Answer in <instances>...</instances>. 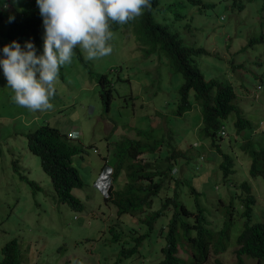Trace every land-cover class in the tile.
Masks as SVG:
<instances>
[{
	"label": "rangeland",
	"instance_id": "374dc122",
	"mask_svg": "<svg viewBox=\"0 0 264 264\" xmlns=\"http://www.w3.org/2000/svg\"><path fill=\"white\" fill-rule=\"evenodd\" d=\"M16 2L25 3L26 0H8L7 9L12 10ZM203 2L214 5L203 8L202 13L199 6H188L187 11L191 12L187 17L171 27L178 31L186 45L207 50V54L196 58L200 70L205 76L230 82L235 88L243 115L252 123L254 133L264 131V89L258 88L262 84L261 79L264 80V43L230 59L231 54L253 32L259 30L260 18L264 21V9L259 12L262 0L252 1L237 16L231 12L227 1ZM159 6L163 7L164 4ZM196 20L202 23V27L194 33L189 26H194ZM110 30L113 32V39L109 41L112 46L110 55L87 60L88 64L83 65L74 53L71 63L60 68L55 83L56 93L50 100L54 105L51 110L31 111L15 104L11 99L14 93L7 87L0 67V261L5 244L16 239L21 264H116L118 261V264H157L161 260L159 249L163 246L158 225L164 220V215L155 221L154 230L142 242L139 252L122 259L121 249L132 247L131 239L144 233L146 227L137 216H117L116 206L106 201L93 184L104 162L103 157L111 161L114 144L123 138H137L135 128L148 124L161 127L156 131V136L166 140L169 145L179 146L183 143L189 146L191 159L178 160L171 173H175L176 179H185L189 185L204 192L201 200L212 226L216 220L214 225L218 229L222 219H225L230 185L238 184V188H235L240 192L239 185L243 181L249 182L255 196L252 222L264 220V180L261 176L252 177L249 174L251 158L240 150L241 141L234 144L236 113L231 112L224 121L226 136L220 142L223 151L231 154L234 160V172L224 179L216 164L220 157L200 131L199 106L193 104L192 109L181 117L171 113L174 107L169 100L170 91L180 84L181 76L173 73L163 59L159 63L156 54L146 55V46H140L135 34H126L127 30L111 27ZM0 40L5 45L11 44L3 38ZM23 42L28 41L24 39ZM226 44L236 46L228 47ZM42 47L43 38L35 45L37 55H41V51L43 53ZM77 48L85 58L86 53L80 46ZM242 62L245 67H233ZM100 74L107 75L115 92L109 110H105L100 98L101 86L97 81ZM258 97L263 102H254L252 107L251 102ZM191 99L195 102L192 96ZM45 123L62 132H74L76 138L71 143L82 146L83 152L71 158L72 166L83 180V187L72 189V194L83 203L82 210H73L66 203L58 201L50 177L41 168L40 159L27 148L25 133ZM257 136L262 139L254 142L264 144V133H257ZM195 144L205 147L204 160L199 161L193 155L195 150L191 146ZM212 154L215 160H211ZM139 158L151 164L161 163L155 155H142ZM197 164H201L199 169H195ZM125 180L124 174H120L113 183V189L121 187ZM173 187L172 180H168L167 187L153 198L151 208L146 212L157 210L161 200L172 195ZM184 189L187 194L182 199L189 207L193 206V194L189 193L186 185H180V190ZM216 196H221L224 202L220 204ZM231 199L234 201L235 223L228 250L217 257L223 264L235 262V241L244 222L240 216L239 198L230 194ZM113 228L114 234L119 236L118 241H114L110 233ZM178 255L187 256L181 250ZM244 261L246 264H257L247 257H244ZM206 264H213V257Z\"/></svg>",
	"mask_w": 264,
	"mask_h": 264
},
{
	"label": "trees",
	"instance_id": "16d2710c",
	"mask_svg": "<svg viewBox=\"0 0 264 264\" xmlns=\"http://www.w3.org/2000/svg\"><path fill=\"white\" fill-rule=\"evenodd\" d=\"M222 1H227L231 12H235V16H237L254 0ZM7 2L8 0H0V22L2 24L0 38L9 43L16 41L22 48L25 45L24 39L35 46L44 34L43 19L36 0H26L25 3L18 2V4L16 2L12 10L7 9ZM150 2L151 10L145 9L143 14L134 21L124 25L110 22V27L116 30H127L126 34H135L140 46H146L144 50L146 55L156 54L159 63L163 59V62L174 71L173 73L181 76L180 84L170 91L169 100L174 107L171 113L181 117L192 109L193 104L199 106L200 131L203 137L209 139L210 146L220 157V161L216 164L224 179L234 172V160L232 155L225 153L220 146L224 137H220L218 131L220 126H224L228 115L235 112L236 119L233 124L236 139L234 144L241 141L242 143H239L240 150L251 158L249 174L252 177L261 176L264 180V144L254 142L262 139H258L260 136H257V133L260 135L264 131L254 133L252 123L243 115L242 108L237 102L235 88L230 82L205 76L200 70L196 58L201 54H207V50L202 47L186 45L178 31L171 27L184 20L183 17H187L191 12L187 11L188 6L197 5L201 8L200 13H202L203 8H211L214 4L204 3L203 0H150ZM160 4H164V6L160 7ZM263 9L264 0H262L259 12ZM10 17L13 18L11 21ZM5 18L6 23L4 22ZM193 24L194 26L190 25L189 28L196 33L201 29L202 23L196 20ZM259 27L258 31L253 32L247 41L231 54L230 59L257 44L264 43L262 30L264 21L262 18H260ZM228 41L229 38H227ZM2 42L0 40V58H3L2 49L5 46ZM226 46L234 47L236 45L226 44ZM73 53L81 64H88L79 48H74ZM238 65L241 68L245 67L243 62L233 65V67L236 68ZM97 81L101 86V101L105 110H109L115 92L111 88L106 74H100ZM261 83L258 87L264 89L263 79H261ZM191 96L195 102L192 101ZM254 102L263 101L258 97L250 105ZM152 126L148 124L142 126L143 128L132 129L137 138H123L117 141L114 144L112 159L107 162L113 168V182L120 174H124L126 180L121 187L111 190L110 198L105 200L111 201L116 206L117 216L122 214L137 216L139 222L146 227L144 233L131 239L132 247L121 249V258L128 259L136 255L142 242L154 230L155 221L164 215V220L158 225V234L163 240V246L159 249L161 260L157 264H206L211 257H213V264H223L217 257L228 250L231 242V229L235 218L232 204L234 201L230 200V194H234L240 200L238 202L242 207L240 216L244 218V222L235 241L237 246L234 252L235 262L227 264H246L244 257L255 260L257 264H264V220L252 222V205L255 203V196L249 182L240 183V192L236 189L238 184L230 185L229 205L225 217H223L225 219H222L220 226L216 229L214 225L216 220L212 226L201 200L204 192L189 185L185 179H176L175 173H171L178 160L191 159L189 146L186 147L183 143L179 146L169 145L166 140L163 141L160 136H156V131L161 127ZM25 138L28 150L40 159L42 170L50 177L58 201L66 203L73 210H82L83 203L72 194L73 188L83 187V180L71 163L72 156L83 152L82 146L71 143L76 135L72 139L68 138L67 132H62L57 127L45 123L26 132ZM229 145L232 146L231 143ZM191 148L195 150L193 155L198 157V160L206 158L203 153L205 147L195 144ZM142 155H155L157 160H161V163L157 164L156 162L155 165L151 162H143L139 158ZM215 158V155L212 154L211 160H215ZM103 160L101 168L106 163L105 157ZM200 167L201 164H197L195 169ZM170 179L174 183L172 195L165 196L157 210L147 213L146 211L151 208L153 198L161 189L167 187V182ZM29 183L35 184L34 181H29ZM182 184L186 185L189 188V193L193 194L194 207H189L182 199V196L187 194L185 189L180 190ZM216 200L220 204L224 202L221 196H216ZM110 233L113 234L114 241L119 240V236L114 234V228ZM179 250L186 253L187 256L185 258L179 256ZM2 255L0 264H21L19 244L16 239L5 244ZM118 263L119 261L116 264Z\"/></svg>",
	"mask_w": 264,
	"mask_h": 264
},
{
	"label": "clouds",
	"instance_id": "9594fccd",
	"mask_svg": "<svg viewBox=\"0 0 264 264\" xmlns=\"http://www.w3.org/2000/svg\"><path fill=\"white\" fill-rule=\"evenodd\" d=\"M36 4L43 19V53L37 55L31 42L22 48L13 41L3 47L0 58L7 87L14 93L12 101L31 111L54 107L50 100L56 93L60 68L71 63L74 48L80 46L86 60L108 56L112 52L109 41L113 39L110 22L124 25L140 17L145 9L151 10L150 0H36ZM220 130L224 135H220ZM218 133L220 137L226 136L224 126H220ZM74 135L67 132L68 138ZM105 162L99 172L106 166L112 168L107 159ZM110 178L107 196L96 188L104 199L110 198L113 190V168Z\"/></svg>",
	"mask_w": 264,
	"mask_h": 264
},
{
	"label": "built area",
	"instance_id": "2783aa9c",
	"mask_svg": "<svg viewBox=\"0 0 264 264\" xmlns=\"http://www.w3.org/2000/svg\"><path fill=\"white\" fill-rule=\"evenodd\" d=\"M220 135H224V131L220 130ZM70 137H72L71 133H69ZM112 173V168L110 166H106L104 169H102L97 178H96V188L100 190V192L104 195L107 196L108 194V188L110 186L111 178L110 174Z\"/></svg>",
	"mask_w": 264,
	"mask_h": 264
}]
</instances>
